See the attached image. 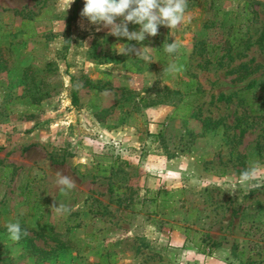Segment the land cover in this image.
I'll list each match as a JSON object with an SVG mask.
<instances>
[{"label": "rangeland", "instance_id": "rangeland-1", "mask_svg": "<svg viewBox=\"0 0 264 264\" xmlns=\"http://www.w3.org/2000/svg\"><path fill=\"white\" fill-rule=\"evenodd\" d=\"M83 3L0 0V264H264V0H187L140 43Z\"/></svg>", "mask_w": 264, "mask_h": 264}, {"label": "clouds", "instance_id": "clouds-1", "mask_svg": "<svg viewBox=\"0 0 264 264\" xmlns=\"http://www.w3.org/2000/svg\"><path fill=\"white\" fill-rule=\"evenodd\" d=\"M73 0H65V11L70 7ZM187 0H84L80 15L97 25L96 31L103 28L108 29V34L115 37H125L129 41L142 42L147 36H156L159 34L160 25L168 29H176L182 23H187L190 17L186 16ZM117 18L120 21L117 22ZM128 23L139 25L138 31H129ZM120 54L129 53L140 54L131 44H118ZM164 51L173 54L178 51L180 44L174 39L171 43L163 44ZM176 64H170L167 68L169 73L179 71ZM260 177L254 171H244L241 174L242 182L258 180ZM55 184L59 187L62 194L75 188V180L60 171L56 172ZM58 210L67 211L63 205H53ZM7 234L12 241H19L22 234L20 222L9 221L5 224ZM27 235V232H23Z\"/></svg>", "mask_w": 264, "mask_h": 264}, {"label": "trees", "instance_id": "trees-1", "mask_svg": "<svg viewBox=\"0 0 264 264\" xmlns=\"http://www.w3.org/2000/svg\"><path fill=\"white\" fill-rule=\"evenodd\" d=\"M75 3H76V0H74V7H75ZM74 13H75V10H74V8H73V10H72V14L69 16V18H68V20H67V23H68V21L70 20V19H72L73 18V16H74ZM133 69H135V66H130V65H124L123 66V70H126V71H132ZM139 102H141L142 103V105L141 106H143V107H150V106H153V105H156V104H159V103H161L160 101H158L157 99H153V98H151V99H149V100H145V97H143V96H138V99H137ZM73 103H75V100L73 99ZM98 120V119H97ZM102 172V174H104L105 173V171H101ZM161 191V193L162 194H165V195H167V194H169V190H166V189H161L160 190ZM28 244H29V247L35 252L36 250H38L39 248H37L35 245H33L31 242H30V239H28V242H27Z\"/></svg>", "mask_w": 264, "mask_h": 264}, {"label": "crops", "instance_id": "crops-1", "mask_svg": "<svg viewBox=\"0 0 264 264\" xmlns=\"http://www.w3.org/2000/svg\"><path fill=\"white\" fill-rule=\"evenodd\" d=\"M112 75V73H111ZM157 110H159L158 107H148L147 109H145V113L147 115H151V114H154V112H157ZM152 125V124H151ZM110 135V134H109Z\"/></svg>", "mask_w": 264, "mask_h": 264}]
</instances>
